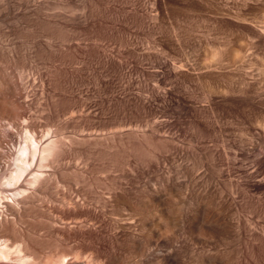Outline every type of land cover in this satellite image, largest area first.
Wrapping results in <instances>:
<instances>
[{
  "label": "rangeland",
  "instance_id": "1",
  "mask_svg": "<svg viewBox=\"0 0 264 264\" xmlns=\"http://www.w3.org/2000/svg\"><path fill=\"white\" fill-rule=\"evenodd\" d=\"M10 1L1 0L0 3V11L8 4L7 9L4 6V11H1L3 14L0 13V47L3 43L7 44L1 48L2 53L16 48L18 57L24 54L28 56L27 59L30 57V61L35 64L33 66H39L41 74L38 73V68L36 70L30 66L31 63L28 65V59L27 64L25 61V66L28 67L26 66L24 71V74L28 72V78L20 79L18 72L21 75L23 60L27 59L13 60L20 62L16 65L20 70L17 71L16 63L12 65L13 62L8 59L7 53L4 54L7 56L6 62H11L13 68L4 62L3 54L0 53V60L3 59L4 62L2 66L0 61V78L4 76L8 80L13 77H7L8 75H14L15 83L17 80L19 82L16 84L21 83L20 86L15 85L16 88L23 90L19 92L22 94H19L18 98H13L6 88L4 89L5 80L0 79V82H3L0 83V94L4 95L0 97L2 100L9 97L10 102L19 100L20 106H28L24 108L28 111L25 112L26 116L29 113L34 116L39 113L37 118L42 119L40 122L36 116L34 120L32 115H28V118L34 120H31V127H35L34 132L37 135L41 133L39 138L43 139L47 135L53 138H69L73 135H78L79 138H105L108 135L113 136L115 132L143 130L140 133H150V129L155 125L159 129L163 127L162 132L176 138L178 145L175 151H165V155L163 154V159L159 161L161 164L158 162V166H162L159 167L160 173L163 174L164 171L167 175L169 172L168 175L177 177V183L189 182L187 184L190 186V192L187 193L186 190L185 195L193 197L201 191L204 196L199 194L198 197L202 199L207 195L210 197L213 191L217 192L214 189L220 182L221 186L222 182L227 183L225 174L227 175L230 167V170L236 171L241 167L251 166L252 157L259 151L253 140H264V0ZM25 1L29 4L25 3L26 6H23ZM13 2L17 4H14L15 8ZM48 3L77 7V15H81V18L88 22L80 27L73 26L70 22L72 26H69L68 22H64L67 26L63 23L65 27L58 30L55 24L52 26L56 19L50 20L51 17H47V14L32 10L33 6L41 8ZM27 5L32 6V11ZM59 12L51 10L48 13ZM35 14L45 16L41 18ZM48 20L53 23L50 25ZM70 34L76 40L71 49L62 54L65 58L69 57L66 58V64L62 62L63 56L62 59L61 56L56 57L57 62L54 57H39L35 44L46 42L49 36L57 40L59 35L62 37ZM66 54L70 56H65ZM47 59H53L55 62ZM174 64L176 68L173 67ZM29 68L32 69L31 73ZM13 70H16L17 74ZM9 81L5 82L9 84ZM13 81L14 79L11 83ZM12 86L14 85H10ZM27 92L32 96L27 97ZM21 95L27 98H22ZM130 95H134L133 99ZM136 95L138 97H135ZM139 98L141 102L138 101ZM27 99L36 100V105L32 104L34 101L28 103ZM131 99L137 103L131 102ZM35 107L42 109L41 112L45 110V119ZM2 123L4 122L0 123V151L6 156L14 149V142L11 141L13 132L12 129L8 132V125ZM159 124L163 126L160 127ZM4 133H7L8 137ZM200 134L207 137L201 141V145L209 151V156H203L199 152L197 155L192 149L194 137H201ZM116 135L114 134L118 137ZM2 136L5 137L1 138ZM76 149L78 148L74 150ZM197 159H204L205 163L202 161L197 167ZM153 162L150 171L158 168L155 160ZM151 166H155L154 169ZM183 166L193 169V175H188L191 179L179 173ZM191 183L198 187H193ZM191 186L198 188V192ZM60 190H56L59 197L62 194ZM212 198L210 197V200ZM215 198L217 203L218 196ZM215 201L214 209L218 210ZM41 204L45 209L51 205L49 202ZM125 213L129 211L125 209ZM42 233L45 234L44 231ZM196 243L192 242L194 245ZM192 244L191 246H194ZM209 244V247L204 245L207 250L215 249L217 242L209 237ZM201 245L203 244L192 249L203 247ZM222 248L223 246L218 249ZM197 250L199 249L195 251ZM200 251L202 250L198 252ZM214 252L213 249L210 251Z\"/></svg>",
  "mask_w": 264,
  "mask_h": 264
},
{
  "label": "bare ground",
  "instance_id": "2",
  "mask_svg": "<svg viewBox=\"0 0 264 264\" xmlns=\"http://www.w3.org/2000/svg\"><path fill=\"white\" fill-rule=\"evenodd\" d=\"M14 2L13 7L15 8L14 4H17ZM23 3V6H26L25 3L29 4L27 1ZM6 5L4 6L7 9ZM4 6L1 7L3 9L1 11H4ZM30 7L32 6L28 7L29 10H31ZM76 8L48 3L41 8L33 6L32 10L36 9V13L39 14H47V17H51L50 20L56 19L54 23L52 22V26L55 24L58 30H62L67 26L64 22L76 27L88 22L85 18L82 17V19L81 15H77L78 8ZM51 10L60 12L53 14L55 13L53 11L49 14ZM39 14L35 15L41 17ZM50 20H48L49 23ZM63 23L65 26L62 25ZM47 39L46 42L34 46L38 49L37 52L41 59L54 57L56 62V57L61 56L62 59V54L70 50L72 43L76 40L71 34L62 37L59 35L57 40L50 36ZM3 45L7 44L3 43ZM3 45L0 47V53L3 52L1 49ZM5 52L12 62L18 58L27 59L28 57L25 54L18 57L19 52L16 48ZM4 54L3 59L6 62L7 56L5 57ZM66 58L63 56V61H61L65 63ZM3 59L0 60L2 66ZM28 59L30 61L31 58ZM28 59L23 60L21 75L18 72L20 79L27 77L28 72L24 74V71L30 63V66L35 65L33 61H30L26 67L25 61L27 64ZM8 63L9 61L6 62ZM10 63L9 65L13 68L12 65L16 62L12 65ZM17 63L15 68L18 67ZM174 66L176 68L175 64ZM31 68H29L30 71L28 70L30 73L33 68L36 69L35 66ZM16 70L19 69L16 68ZM16 70L13 71L16 72ZM38 76L36 77L39 78ZM7 77L11 80L9 78L6 80L4 76L0 79L10 80V83L14 79L11 84L9 83L14 86L10 87L4 81L3 85L6 86L4 89L6 88L13 98H18L19 94H22L19 92L23 90H18L19 87L16 88L15 85L20 86L21 83L16 84L18 80L15 83L14 75ZM19 77L16 78L19 79ZM4 93L7 92L4 91ZM0 96L4 95L0 94ZM132 96L134 95H130V98ZM22 98L20 97V100ZM130 98H128L129 101ZM0 99V123L4 122L8 125V128L6 127L9 129L8 132L12 129L13 140L11 141L14 142L11 154L5 156L0 151V264H264V140L258 138V140H253L259 151L252 157L250 167H241L236 171L228 167L227 175L225 174L228 179L227 183L222 182L221 186L220 182L214 189L217 192H211L218 196L217 204L216 196L213 195L215 199L212 198L211 193L210 197L213 202L207 195L209 193L202 199L204 195L201 191H199L201 195L198 194L201 199L197 194L190 196L191 198L186 196L185 191L187 190L188 193V187L190 188L187 184L189 182L177 183L175 175L176 178L168 175L169 172L168 176L164 171L163 174L160 173L159 167L162 166L158 164L165 155V151L168 153L175 151L178 145L176 138L162 132L163 127L161 130L155 125L150 129V133L148 131L140 133L143 130L128 133L121 131L122 134L115 132L114 134L117 133L118 137L114 134L106 136L107 138H93L92 136L79 138L78 135L69 138L66 136L65 138H62L63 136L53 138L47 135L50 138L42 139L39 138L41 133L37 135L34 132L35 127H31L39 113L35 112L36 117L31 113L33 118L35 117L33 120L31 117L28 118L30 113L26 116L25 112L28 111L24 108L28 106H20L19 100L10 102L9 97L7 100H2L1 97ZM33 99L25 100V104H27L26 101L28 103L34 101L32 104L36 105L37 101ZM132 99L131 102L134 103L135 100L132 101ZM138 101L141 102L140 98ZM37 104L41 107L39 103ZM38 109L36 110L43 115L45 110L41 112L42 109ZM159 125L163 126V124ZM201 134V137H194L195 143L192 149L196 151V154L199 152L203 156H209V151L201 145V141L207 137ZM5 136L8 137L7 133ZM75 148L78 149L74 150ZM146 156L157 163L158 168L155 171L152 170L154 172L150 171L151 162L152 165L154 162L149 161L150 159L148 160ZM203 160L195 161L197 167L205 161ZM185 166L178 169L179 173L184 177L193 175V169L190 170L188 169L190 167ZM197 167L194 166V168ZM58 189L62 190H60L62 192L60 197L56 192ZM197 190L198 188L194 191ZM214 201L216 207L218 205V210L214 209ZM42 202L51 203V207L48 205L45 209ZM125 209L129 213L126 214ZM43 231L45 234L42 233ZM209 237L217 242L215 249L212 248L214 253H210L212 249L209 251L205 248L210 245ZM192 242H200L204 248H196L200 244L194 245ZM191 244L197 245L195 248L202 251H195V248L193 250L194 246ZM219 246L226 249L220 250Z\"/></svg>",
  "mask_w": 264,
  "mask_h": 264
}]
</instances>
